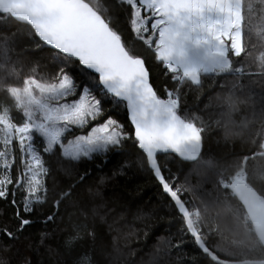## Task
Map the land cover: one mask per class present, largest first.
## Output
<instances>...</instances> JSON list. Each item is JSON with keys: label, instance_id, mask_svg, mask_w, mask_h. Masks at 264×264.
Masks as SVG:
<instances>
[{"label": "snow or ice", "instance_id": "obj_1", "mask_svg": "<svg viewBox=\"0 0 264 264\" xmlns=\"http://www.w3.org/2000/svg\"><path fill=\"white\" fill-rule=\"evenodd\" d=\"M116 3L127 7L131 32L153 52L162 65L161 74L173 82L171 88L168 80L160 88L154 85L145 59L128 47L98 0H0V14L30 26L36 48L53 50L58 61L55 72L47 78L35 67L21 77L7 55L0 62V91L9 101L0 106V201L12 209L13 219L11 227H0V233L18 240L34 223L33 218L41 217L40 206L49 202L52 211L44 214L41 222L55 220L53 213L70 195V189L57 188L46 157L79 161L130 142L139 152L140 166L153 174L174 210L181 238L170 242L168 251L179 249L187 235L216 264H228L219 260L206 242L197 206L198 186L187 180L177 183L160 163L159 154L216 166L202 157L206 125L186 108L182 110V97L187 93L180 88L184 84L189 89L202 87L205 75H231L227 86L221 83L227 90L222 96L217 94V99L229 118L239 111L242 101L237 93L245 87L244 67L237 66L239 62L233 57L251 55L243 42V0ZM257 60L260 82L264 83V53ZM106 103H111L113 110L124 104L128 127L114 118ZM261 115V151L254 155L264 157V112ZM242 126L246 124L242 122ZM248 159L244 156L235 165L234 174L226 181L221 178L219 185L243 205L241 222L246 228L250 224L248 230L254 234L248 253L259 252L264 257V192L257 191L247 179L244 162ZM220 194L227 196V192ZM199 203L205 204L203 198ZM40 235L43 240L46 234ZM77 238L79 233L66 246ZM248 253H241L245 258L236 264H264V258H247Z\"/></svg>", "mask_w": 264, "mask_h": 264}, {"label": "trees", "instance_id": "obj_2", "mask_svg": "<svg viewBox=\"0 0 264 264\" xmlns=\"http://www.w3.org/2000/svg\"><path fill=\"white\" fill-rule=\"evenodd\" d=\"M98 2L128 47L145 59L151 80L160 88L168 78L161 74L162 65L155 60L153 52L131 32L127 7L117 4L116 0ZM243 4V42L251 55L233 57L239 62L237 66L244 67L245 87L237 93L242 101L238 104L239 111L229 118L222 101L217 99V94L222 96L227 90L221 83L227 86L231 75H205L202 87L189 89L184 84L180 88L182 93H187L182 97V110L186 108L206 125L202 157L214 161L216 166L183 162L174 155L159 157L160 163L177 178V183L187 180L198 186L197 204L203 217L206 242L220 259L233 262L245 258L241 253H248L247 246L254 234L248 230L250 224L246 228L241 222L242 205L230 190L220 188L219 181L228 180L234 174L235 165L248 156L244 162L247 179L257 191L264 192V157L254 155L261 151L258 133L264 112V83L260 82L257 68V58L264 53V0H243ZM35 45L30 26L0 14V62L7 55L21 77L33 67L39 75L50 77L58 63L53 58V50ZM172 86L173 82L168 80V87ZM8 102L0 91V106ZM105 106L114 118L129 126L124 104L116 110L111 103ZM46 159L54 170L57 188L70 189V195L53 213V222H41L42 216L52 211L49 202L40 206L41 217H34V223L18 240H9L0 233V261L4 264H216L187 235L183 236L184 243L179 249L168 251L169 243L181 238L174 210L153 174L140 166L139 152L130 142L79 161L58 156ZM65 169L71 174H66ZM221 192H227V196ZM199 198L205 204H200ZM12 223V209L0 201V227L6 224L11 227ZM88 232L93 236H88ZM41 233L46 234L43 240ZM77 233L79 238L66 246ZM247 258L264 257L252 252Z\"/></svg>", "mask_w": 264, "mask_h": 264}, {"label": "water", "instance_id": "obj_3", "mask_svg": "<svg viewBox=\"0 0 264 264\" xmlns=\"http://www.w3.org/2000/svg\"><path fill=\"white\" fill-rule=\"evenodd\" d=\"M1 15H3V14H1ZM16 21V20H15ZM18 23H21V24H24V25H27L26 23H23V22H18ZM28 26V25H27ZM203 146H204V142H203V145H202V152H203ZM165 155H174V154H170V153H160L159 154V157L160 156H165ZM181 160V159H180ZM181 161H183V160H181ZM183 162H187V163H194L195 161H192V162H189V161H183ZM236 197V196H235ZM236 199L238 200V202L242 205V203H241V201L238 199V197H236ZM242 207H243V205H242ZM218 257V256H217ZM219 258V257H218ZM219 260H221V261H226V262H228V264H236V261H227V260H223V259H220L219 258ZM212 261V260H211ZM214 263H216L215 261H213Z\"/></svg>", "mask_w": 264, "mask_h": 264}, {"label": "rangeland", "instance_id": "obj_4", "mask_svg": "<svg viewBox=\"0 0 264 264\" xmlns=\"http://www.w3.org/2000/svg\"><path fill=\"white\" fill-rule=\"evenodd\" d=\"M14 115H17V114L14 113ZM17 118H19L18 115H17ZM85 131H87V130H85ZM94 154H96V153H94ZM94 154H92V155H94ZM197 206H198V204H197Z\"/></svg>", "mask_w": 264, "mask_h": 264}]
</instances>
